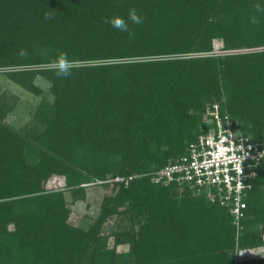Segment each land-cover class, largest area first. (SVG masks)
Wrapping results in <instances>:
<instances>
[{"label":"trees","instance_id":"obj_1","mask_svg":"<svg viewBox=\"0 0 264 264\" xmlns=\"http://www.w3.org/2000/svg\"><path fill=\"white\" fill-rule=\"evenodd\" d=\"M0 69L41 97L28 129L0 95V264H264L234 254L264 245V160L238 230L204 191L151 180L208 129V105L264 143V0H0ZM54 176L64 187L48 188ZM86 184L103 188L88 229L64 195L84 199Z\"/></svg>","mask_w":264,"mask_h":264},{"label":"built area","instance_id":"obj_2","mask_svg":"<svg viewBox=\"0 0 264 264\" xmlns=\"http://www.w3.org/2000/svg\"><path fill=\"white\" fill-rule=\"evenodd\" d=\"M205 121L208 129L190 143L187 154L153 170L151 180L204 191L211 200L228 206L238 230L245 217L244 198L254 186L257 166L264 160V143L241 134L216 104L207 106Z\"/></svg>","mask_w":264,"mask_h":264},{"label":"rangeland","instance_id":"obj_3","mask_svg":"<svg viewBox=\"0 0 264 264\" xmlns=\"http://www.w3.org/2000/svg\"><path fill=\"white\" fill-rule=\"evenodd\" d=\"M216 48L220 46V42L215 41ZM216 52H221L217 51ZM2 69L0 72L2 73ZM36 83L39 84L44 90L48 88V83L41 77L36 78ZM0 95L4 97L8 105L6 120L19 128L25 126L29 129L34 123L35 119L32 117L37 104L40 101V95H34L17 84L10 81L3 74H0ZM84 199H77L72 196L70 191H65V199L70 209L69 222L72 224L88 229L97 218L100 209V202L103 195V188L99 184H86ZM64 187L63 176H54L48 182V188L57 189ZM123 218L107 220L105 226L101 229L102 232L108 233L119 228H123ZM234 254L239 258H249L252 256H260L264 254V245L256 248L236 249Z\"/></svg>","mask_w":264,"mask_h":264},{"label":"clouds","instance_id":"obj_4","mask_svg":"<svg viewBox=\"0 0 264 264\" xmlns=\"http://www.w3.org/2000/svg\"><path fill=\"white\" fill-rule=\"evenodd\" d=\"M128 19L136 24L142 22V17L134 9L129 12ZM128 19H125L122 16H115L110 18L108 22L114 28L119 29L120 31H129ZM252 23H258L256 17H252ZM129 34L131 35L132 33L129 32ZM53 64L57 69V74L65 77L71 74L72 68L74 66L73 61L69 60L66 54L53 61Z\"/></svg>","mask_w":264,"mask_h":264}]
</instances>
